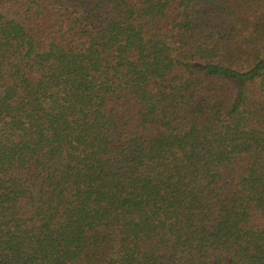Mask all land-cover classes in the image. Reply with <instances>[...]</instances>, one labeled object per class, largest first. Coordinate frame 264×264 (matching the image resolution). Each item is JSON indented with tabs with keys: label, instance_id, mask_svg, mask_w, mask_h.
Here are the masks:
<instances>
[{
	"label": "trees",
	"instance_id": "1",
	"mask_svg": "<svg viewBox=\"0 0 264 264\" xmlns=\"http://www.w3.org/2000/svg\"><path fill=\"white\" fill-rule=\"evenodd\" d=\"M0 264H264V0H0Z\"/></svg>",
	"mask_w": 264,
	"mask_h": 264
}]
</instances>
